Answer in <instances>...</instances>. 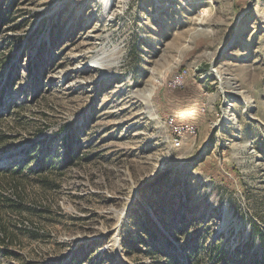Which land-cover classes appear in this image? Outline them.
Instances as JSON below:
<instances>
[{
	"label": "rangeland",
	"instance_id": "rangeland-1",
	"mask_svg": "<svg viewBox=\"0 0 264 264\" xmlns=\"http://www.w3.org/2000/svg\"><path fill=\"white\" fill-rule=\"evenodd\" d=\"M1 136L58 167L1 264H260L264 0H0Z\"/></svg>",
	"mask_w": 264,
	"mask_h": 264
},
{
	"label": "trees",
	"instance_id": "trees-1",
	"mask_svg": "<svg viewBox=\"0 0 264 264\" xmlns=\"http://www.w3.org/2000/svg\"><path fill=\"white\" fill-rule=\"evenodd\" d=\"M4 137H0L3 143L6 142V138ZM64 145L63 165L70 166L75 161L73 134L67 136ZM43 147V142H37L33 144L31 150H24L11 160V164L0 168V257H17L10 246L17 240V233L15 231L18 230L14 229L12 231L10 225L3 222V218L8 212H23V209L26 207L24 201L26 184L28 182L37 180L42 183H48V177L40 174L43 172L53 173L58 170L54 161L50 160L51 157L48 153L42 154L39 157L36 156ZM33 164L35 165L32 168L31 165ZM36 174H39V176L34 177ZM170 264L181 263L177 259H172ZM260 264H264V250Z\"/></svg>",
	"mask_w": 264,
	"mask_h": 264
},
{
	"label": "built area",
	"instance_id": "built-area-1",
	"mask_svg": "<svg viewBox=\"0 0 264 264\" xmlns=\"http://www.w3.org/2000/svg\"><path fill=\"white\" fill-rule=\"evenodd\" d=\"M184 78L183 75H180L176 78L174 87H181L182 86V79ZM194 132H196V129L192 125H181L176 127V134H177V139H176V145L179 147L181 145V142L183 138L186 135H194Z\"/></svg>",
	"mask_w": 264,
	"mask_h": 264
},
{
	"label": "bare ground",
	"instance_id": "bare-ground-1",
	"mask_svg": "<svg viewBox=\"0 0 264 264\" xmlns=\"http://www.w3.org/2000/svg\"><path fill=\"white\" fill-rule=\"evenodd\" d=\"M102 1L104 2V4L107 7V9L110 8V6H112V3L114 2V0H102ZM150 98H151L150 95L146 96L147 101H150Z\"/></svg>",
	"mask_w": 264,
	"mask_h": 264
}]
</instances>
